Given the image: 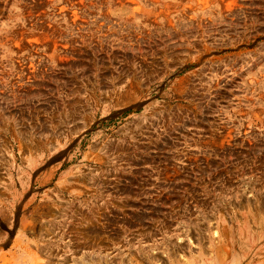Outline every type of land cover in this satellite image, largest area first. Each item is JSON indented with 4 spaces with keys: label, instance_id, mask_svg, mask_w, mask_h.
Wrapping results in <instances>:
<instances>
[{
    "label": "rangeland",
    "instance_id": "1",
    "mask_svg": "<svg viewBox=\"0 0 264 264\" xmlns=\"http://www.w3.org/2000/svg\"><path fill=\"white\" fill-rule=\"evenodd\" d=\"M242 211L264 0H0V264H239Z\"/></svg>",
    "mask_w": 264,
    "mask_h": 264
},
{
    "label": "bare ground",
    "instance_id": "2",
    "mask_svg": "<svg viewBox=\"0 0 264 264\" xmlns=\"http://www.w3.org/2000/svg\"><path fill=\"white\" fill-rule=\"evenodd\" d=\"M246 203L249 204L248 202ZM247 204L246 206L249 207ZM256 212L254 215L252 213L246 215L242 211L241 220L237 223L236 235L239 264H264V261H259L260 259L264 260V214L258 216ZM150 257L152 260L156 259L154 255ZM196 262L191 261L190 264H211L210 261L206 262L205 260H201L200 263Z\"/></svg>",
    "mask_w": 264,
    "mask_h": 264
},
{
    "label": "trees",
    "instance_id": "3",
    "mask_svg": "<svg viewBox=\"0 0 264 264\" xmlns=\"http://www.w3.org/2000/svg\"><path fill=\"white\" fill-rule=\"evenodd\" d=\"M130 109L125 110L122 114L125 115L126 113L130 112Z\"/></svg>",
    "mask_w": 264,
    "mask_h": 264
}]
</instances>
